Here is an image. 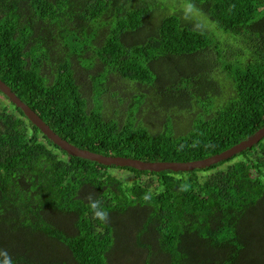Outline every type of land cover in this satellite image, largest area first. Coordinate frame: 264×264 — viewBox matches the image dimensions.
<instances>
[{
	"label": "trees",
	"instance_id": "obj_1",
	"mask_svg": "<svg viewBox=\"0 0 264 264\" xmlns=\"http://www.w3.org/2000/svg\"><path fill=\"white\" fill-rule=\"evenodd\" d=\"M183 2L146 15L148 0H0V77L79 147L150 161L219 153L264 125V0ZM153 15L156 30L134 45ZM94 26L104 81L89 90L99 107L71 60L90 48L77 34ZM152 98L164 100L162 122L145 108ZM121 99L130 100L124 121ZM13 106L0 109V264H109L114 230L130 215L145 264H264V137L202 169L122 167L137 180L126 190L109 170L117 166L67 153ZM17 230L34 249L7 245ZM54 249L61 257L48 260Z\"/></svg>",
	"mask_w": 264,
	"mask_h": 264
},
{
	"label": "rangeland",
	"instance_id": "obj_2",
	"mask_svg": "<svg viewBox=\"0 0 264 264\" xmlns=\"http://www.w3.org/2000/svg\"><path fill=\"white\" fill-rule=\"evenodd\" d=\"M182 2L183 0H148V3L143 4V7L139 9L143 10L145 14L147 15L148 11L150 10L156 11L158 10V8H161L162 5L167 3V6L169 7V9L173 11L175 5L178 4L181 6L183 5ZM193 18H196V17L194 16ZM145 23H146V26L144 28H139L135 30L136 32H139V36L135 40V43H133L134 45L136 43L140 44L142 42V39L144 38L146 39L147 37L151 36L156 30V27L158 25V21H156V18L154 17V15L152 17L148 16V18H146ZM97 31H98L97 27L94 26L89 32L85 30L81 32L80 34H77V38H82L85 41V43L90 47L89 48L90 52H93L95 50L92 40L95 38ZM79 62L83 70L87 72V78H86L85 72L79 71L77 73V78H78L79 83L82 84L84 95L90 101H92V96H93L94 105L96 107H99L102 104V101L98 99V91L94 89L92 92L91 90H89L88 85L92 87V85H94L96 82H103L104 73L103 71H101L98 75L95 74L96 77L94 78L92 75L94 71L96 70V68L94 64H90V59L86 57H81L79 59ZM162 69L168 72L170 70L169 63L164 62ZM86 79H87L88 85H87ZM116 79L119 80L118 88H120L121 90L122 89L124 90L123 92H121V96L123 98H128L129 95L132 96L133 93L130 91L132 85L130 84V82L122 79L121 77L119 78L117 77ZM111 82L113 83V80H111ZM182 84H185V82H182ZM103 100H104L106 109H111L109 108V105H110L109 92L105 95ZM161 101H164V100L163 99L158 100V99L152 98L149 101V104L145 106V108L147 109L150 108L152 110V115L154 116V119L155 120L157 119L159 122H162V120H160L161 117L163 115H166L168 112L164 109L165 106H161ZM119 102L120 103L117 105L119 109V111H117L118 112L117 115L119 116L121 121H124L126 118V106L128 102H130V100L128 101V99H124V100L121 99ZM2 108H8L9 110H13L14 106L11 103V101H8V99L5 98L3 94L0 93V109ZM130 113L131 115H134L136 111L132 109L130 110ZM109 170L114 175H116L118 180L120 179V182L123 184V186H126V190H129L130 185H132L134 181L137 182V180H134V177H133L134 173L127 168H122V167L117 166V167H111L109 168ZM139 180L143 183L150 182L152 186H155L157 184L156 177H152L148 175L142 176ZM244 221H246V218L244 219ZM135 226H136L135 215H130L128 216V219H124L119 229H116V231L114 230V233L116 232L117 233L116 235H112L111 248H113L114 250L112 251L110 255L109 264H145L143 262L141 254H143L145 257L147 256V254L145 252H142L140 250V247L134 244L138 239L137 230L136 229L134 230ZM130 227H133V229L130 230ZM21 232L22 231H19V230L13 233L9 232L7 235L8 241H6L7 245L11 248L14 247L16 244V245H19L21 248L27 246L30 249H34V247L30 246V239H31L30 236L29 235L23 236ZM142 239L146 242V244L151 242V236L149 235L144 236ZM130 243H131V246H130ZM54 252H55V256H49L46 258L48 260L52 259L53 261L54 259H58L59 257H61V254L59 255L56 249H54ZM33 256H34V252L28 254L29 258H32ZM155 258L156 259H153L155 261L153 264H165L161 256L160 257L156 256ZM42 259L43 257L38 256V260H42ZM69 264H75V262L73 261V263H69Z\"/></svg>",
	"mask_w": 264,
	"mask_h": 264
},
{
	"label": "water",
	"instance_id": "obj_3",
	"mask_svg": "<svg viewBox=\"0 0 264 264\" xmlns=\"http://www.w3.org/2000/svg\"><path fill=\"white\" fill-rule=\"evenodd\" d=\"M0 90L18 107H20L24 114L34 123L40 130L55 144L60 148L66 150L67 153L82 157L85 159H90L97 161L104 165H115L120 167H133L138 170H148V171H162L170 169L172 171H188L195 168H206L214 163H218L225 160L237 152L252 146L254 143L259 141L264 137V125L260 127L256 132L248 136L246 139L240 141L239 143L225 149L219 153L210 155L205 158H200L191 161H168V160H142L140 158H133L121 155H107L99 152H95L86 148L79 147L67 139L60 136L56 131H54L51 126L46 123L43 118L32 109L26 102H24L12 89L11 87L0 78Z\"/></svg>",
	"mask_w": 264,
	"mask_h": 264
},
{
	"label": "clouds",
	"instance_id": "obj_4",
	"mask_svg": "<svg viewBox=\"0 0 264 264\" xmlns=\"http://www.w3.org/2000/svg\"><path fill=\"white\" fill-rule=\"evenodd\" d=\"M95 44H97V41L94 43V45ZM96 50H94L93 52H90L89 50H87V52L86 53H84L83 51L81 52V53H78V52H76V53H74L73 55H72V57H71V60H72V67H73V71H74V77H75V80L76 81H78V78H77V73L79 72V71H83V72H85L86 73V78H87V72L86 71H84L83 70V68L81 67V65H80V62H79V59L81 58V57H86V58H89L90 59V64H94L95 65V68H96V70L94 71V73H93V77L95 78L96 77V75L95 74H99L101 71H103V61L100 59V57L98 56V54H97V52H95ZM1 78V77H0ZM2 79V78H1ZM3 80V79H2ZM4 81V80H3ZM86 82H87V79H86ZM78 83H79V81H78ZM80 84V87L82 88V84L81 83H79ZM87 85H88V82H87ZM88 87L89 88H92V87H90L89 85H88ZM12 89V88H11ZM83 90V89H82ZM0 92H2L1 90H0ZM1 94H3V95H5L3 92L1 93ZM6 96V95H5ZM6 98L8 99V100H10L7 96H6ZM11 101V100H10ZM11 103H13L12 101H11ZM14 104V103H13ZM3 109V108H2ZM8 109V108H7ZM257 131V130H256ZM255 131V132H256ZM250 136V135H249ZM210 167V166H209ZM91 207L93 208V209H96L97 208V204L95 203V202H93L92 204H91ZM93 215L95 216V217H98L100 220H104L105 219V213L104 212H102V211H94L93 212ZM74 230H76V226H75V224L74 225H69V229L68 230H66V232H68V234H70V235H74Z\"/></svg>",
	"mask_w": 264,
	"mask_h": 264
},
{
	"label": "crops",
	"instance_id": "obj_5",
	"mask_svg": "<svg viewBox=\"0 0 264 264\" xmlns=\"http://www.w3.org/2000/svg\"><path fill=\"white\" fill-rule=\"evenodd\" d=\"M65 232H66V230H65ZM67 233V232H66ZM39 261H41V260H39ZM44 261H46V260H44ZM5 262V264H9L10 262H8L7 260H5L4 261Z\"/></svg>",
	"mask_w": 264,
	"mask_h": 264
}]
</instances>
